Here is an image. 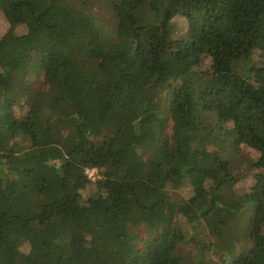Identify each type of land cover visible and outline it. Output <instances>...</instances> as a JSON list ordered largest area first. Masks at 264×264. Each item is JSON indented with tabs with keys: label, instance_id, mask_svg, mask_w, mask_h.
I'll return each mask as SVG.
<instances>
[{
	"label": "trees",
	"instance_id": "16d2710c",
	"mask_svg": "<svg viewBox=\"0 0 264 264\" xmlns=\"http://www.w3.org/2000/svg\"><path fill=\"white\" fill-rule=\"evenodd\" d=\"M92 2L0 0V264H264V0Z\"/></svg>",
	"mask_w": 264,
	"mask_h": 264
},
{
	"label": "rangeland",
	"instance_id": "374dc122",
	"mask_svg": "<svg viewBox=\"0 0 264 264\" xmlns=\"http://www.w3.org/2000/svg\"><path fill=\"white\" fill-rule=\"evenodd\" d=\"M95 0H93L91 6V11L94 13L97 18H99V23L104 26L106 29L111 28V25H109L110 15L107 12V10H103V8L97 4H93ZM205 63L208 64L207 61ZM227 153V159L231 165V172L232 175L236 179V185L234 187V192L237 196H242L245 193L249 192L253 181H252V174L251 171V163L257 159V152L253 149H249L247 147L241 146L237 149H230L226 151ZM88 177L91 179L92 182H95L97 179H100V176L98 175L96 170H87L86 171ZM91 186V185H90ZM89 186V187H90ZM91 188V187H90ZM168 194L170 198L176 202L179 201H186L190 196V190L184 186L179 189H169ZM89 195L87 191L82 192V196L86 198ZM20 206L19 201H15L14 208L17 209ZM253 210V209H252ZM251 214V213H250ZM253 213L251 214L252 217ZM247 247V243H244L243 250ZM186 253L189 255L193 254V251L191 248L186 247ZM239 247H235V250H238ZM207 253V258H211V260L215 261L217 256L213 254V252L210 250ZM216 262V261H215ZM218 263V262H217ZM221 264V263H218Z\"/></svg>",
	"mask_w": 264,
	"mask_h": 264
}]
</instances>
